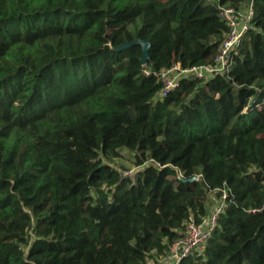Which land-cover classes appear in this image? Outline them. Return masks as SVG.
Instances as JSON below:
<instances>
[{
    "label": "trees",
    "instance_id": "1",
    "mask_svg": "<svg viewBox=\"0 0 264 264\" xmlns=\"http://www.w3.org/2000/svg\"><path fill=\"white\" fill-rule=\"evenodd\" d=\"M250 5L230 70L158 98ZM222 190L180 264H264V0H0V264H161Z\"/></svg>",
    "mask_w": 264,
    "mask_h": 264
},
{
    "label": "built area",
    "instance_id": "2",
    "mask_svg": "<svg viewBox=\"0 0 264 264\" xmlns=\"http://www.w3.org/2000/svg\"><path fill=\"white\" fill-rule=\"evenodd\" d=\"M252 15V5L244 12L236 11L228 6L219 7V16L227 24L228 32L213 62L191 67H182L180 63H174L168 68L153 73L161 83L157 97H164L175 90L183 79L207 80L229 71L233 64V54L236 53L237 46L250 28ZM145 74H150V72L145 71ZM227 196V191L222 190L218 203L213 209L209 210L208 208L206 215L199 223L191 220L187 224L186 234L170 246L169 252L161 264H180L184 258L203 247L215 229L218 215L223 210Z\"/></svg>",
    "mask_w": 264,
    "mask_h": 264
},
{
    "label": "rangeland",
    "instance_id": "3",
    "mask_svg": "<svg viewBox=\"0 0 264 264\" xmlns=\"http://www.w3.org/2000/svg\"><path fill=\"white\" fill-rule=\"evenodd\" d=\"M111 164L115 167L120 168L123 171L124 175H132L133 167L130 166V163L127 159H114L111 161ZM211 205L208 206L209 210L213 209L218 203L219 199L215 195H211Z\"/></svg>",
    "mask_w": 264,
    "mask_h": 264
},
{
    "label": "water",
    "instance_id": "4",
    "mask_svg": "<svg viewBox=\"0 0 264 264\" xmlns=\"http://www.w3.org/2000/svg\"><path fill=\"white\" fill-rule=\"evenodd\" d=\"M135 43L141 44V46H142V53H143V56H142L141 61L143 63H145L148 60L149 43L148 42H144V41H136ZM128 45H129V43L125 44V46H128ZM195 179H196V177H193L190 180H195Z\"/></svg>",
    "mask_w": 264,
    "mask_h": 264
}]
</instances>
